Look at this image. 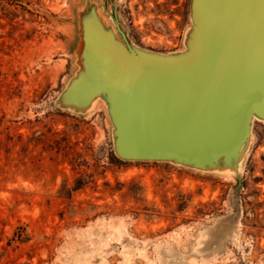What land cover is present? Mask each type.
Instances as JSON below:
<instances>
[{
	"label": "rangeland",
	"instance_id": "374dc122",
	"mask_svg": "<svg viewBox=\"0 0 264 264\" xmlns=\"http://www.w3.org/2000/svg\"><path fill=\"white\" fill-rule=\"evenodd\" d=\"M189 1L0 0V264H264L263 122L238 172H205L121 160L102 101H57L90 4L167 53L184 48Z\"/></svg>",
	"mask_w": 264,
	"mask_h": 264
},
{
	"label": "water",
	"instance_id": "95a60500",
	"mask_svg": "<svg viewBox=\"0 0 264 264\" xmlns=\"http://www.w3.org/2000/svg\"><path fill=\"white\" fill-rule=\"evenodd\" d=\"M189 17L184 48L162 53L130 43L115 9L113 29L90 4L57 101L76 112L102 101L121 160L236 173L264 121V0H190Z\"/></svg>",
	"mask_w": 264,
	"mask_h": 264
},
{
	"label": "bare ground",
	"instance_id": "6f19581e",
	"mask_svg": "<svg viewBox=\"0 0 264 264\" xmlns=\"http://www.w3.org/2000/svg\"><path fill=\"white\" fill-rule=\"evenodd\" d=\"M74 57H75V56H74ZM96 101H98V100H95V101L92 103V105H94ZM102 104H103V103H102ZM92 105H91V107H92ZM103 106H104V105H103ZM254 120H256V121H260V122H263V123H264L263 120H259V119H254ZM239 168H240V165H239ZM239 168H238V171H239ZM238 171H237V172H238ZM224 172H226V173H231V171H229V170H225Z\"/></svg>",
	"mask_w": 264,
	"mask_h": 264
}]
</instances>
